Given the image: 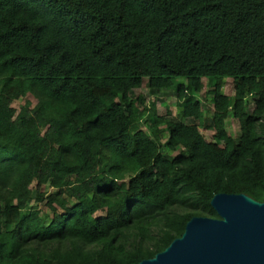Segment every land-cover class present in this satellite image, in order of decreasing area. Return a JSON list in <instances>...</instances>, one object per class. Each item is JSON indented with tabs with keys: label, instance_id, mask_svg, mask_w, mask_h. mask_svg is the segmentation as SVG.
Returning a JSON list of instances; mask_svg holds the SVG:
<instances>
[{
	"label": "trees",
	"instance_id": "16d2710c",
	"mask_svg": "<svg viewBox=\"0 0 264 264\" xmlns=\"http://www.w3.org/2000/svg\"><path fill=\"white\" fill-rule=\"evenodd\" d=\"M215 194L264 201V0H0V264H137Z\"/></svg>",
	"mask_w": 264,
	"mask_h": 264
},
{
	"label": "water",
	"instance_id": "95a60500",
	"mask_svg": "<svg viewBox=\"0 0 264 264\" xmlns=\"http://www.w3.org/2000/svg\"><path fill=\"white\" fill-rule=\"evenodd\" d=\"M218 219L192 217L182 235L137 264H264V201L216 194Z\"/></svg>",
	"mask_w": 264,
	"mask_h": 264
},
{
	"label": "rangeland",
	"instance_id": "374dc122",
	"mask_svg": "<svg viewBox=\"0 0 264 264\" xmlns=\"http://www.w3.org/2000/svg\"><path fill=\"white\" fill-rule=\"evenodd\" d=\"M231 90H232L231 80L228 79V80H226V82L224 84L223 92L225 94H230ZM134 93L136 95L143 96L144 99L148 102V105L151 104V102H154V104L156 106L157 113L159 115H163L166 111H169L173 116L175 115L176 98L173 95H171V94H160V95L157 94L156 96H154V95L151 96V95H149L147 89L145 88V85H143L140 89L135 90ZM201 97H204V95H201ZM29 101H31L32 105L35 104L34 100L29 99ZM22 104H23V101L22 102H15L13 104V106L18 109V107ZM206 104L209 106V103H206ZM250 106H252V105H250ZM212 112H214V111L210 108V110L208 111L209 115H211ZM237 130H238L237 123L233 120L231 123V132L232 133L237 132ZM163 131L164 130L162 129V132ZM199 131L203 134L204 138L207 141H211V139L214 135V131L207 129L206 126H202V125L199 127ZM233 134H235V133H233ZM39 208L41 209V211L43 213L48 212L47 208L44 207L43 205H41Z\"/></svg>",
	"mask_w": 264,
	"mask_h": 264
},
{
	"label": "clouds",
	"instance_id": "9594fccd",
	"mask_svg": "<svg viewBox=\"0 0 264 264\" xmlns=\"http://www.w3.org/2000/svg\"><path fill=\"white\" fill-rule=\"evenodd\" d=\"M215 195H216V194H215ZM262 202H263V201H262ZM194 217H200V216H194ZM191 218H192V217H191ZM191 218H190V219H191ZM207 218H208V217H207ZM217 219H218V218H217ZM187 222H188V221H187ZM187 222H186V223H187Z\"/></svg>",
	"mask_w": 264,
	"mask_h": 264
}]
</instances>
